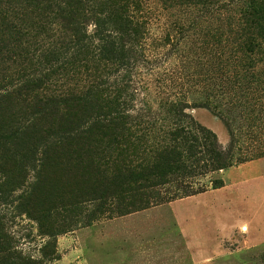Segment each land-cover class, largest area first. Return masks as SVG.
Wrapping results in <instances>:
<instances>
[{
    "label": "rangeland",
    "instance_id": "rangeland-1",
    "mask_svg": "<svg viewBox=\"0 0 264 264\" xmlns=\"http://www.w3.org/2000/svg\"><path fill=\"white\" fill-rule=\"evenodd\" d=\"M138 1L144 30L128 68L112 79L128 91L126 109L140 131L155 125L148 146L158 148L159 130L172 124L177 105L216 134L225 152L233 148L235 160L264 154V29L247 16L257 0ZM139 154L137 161L145 158ZM0 172V225L13 238L17 258L31 256L41 264H238L239 257V264H264V156L218 173L193 171L184 186L209 187L194 198L167 201L181 192L180 183L147 190L151 207L127 215H121L125 204L113 199L70 205L53 214L54 238L43 235L24 210L35 174L26 170L25 186L13 187L5 180L13 171ZM217 179L224 187L213 190ZM222 248L240 253L227 263ZM194 254L209 258L196 261Z\"/></svg>",
    "mask_w": 264,
    "mask_h": 264
},
{
    "label": "trees",
    "instance_id": "trees-1",
    "mask_svg": "<svg viewBox=\"0 0 264 264\" xmlns=\"http://www.w3.org/2000/svg\"><path fill=\"white\" fill-rule=\"evenodd\" d=\"M141 7L138 0H0V171H13L5 176L13 187L25 186L26 170L35 174L24 210L43 235L54 238L53 214L70 205L113 199L127 215L151 207L147 190L180 183L167 201L197 196L209 187H185L193 171L218 173L264 156L235 160L233 148L225 152L177 105L158 148L148 146L155 125L140 131L126 109L128 91L112 79L135 54ZM247 12L264 29V0ZM211 184L224 187L221 179ZM13 245L0 225V264H41L11 254Z\"/></svg>",
    "mask_w": 264,
    "mask_h": 264
},
{
    "label": "crops",
    "instance_id": "crops-1",
    "mask_svg": "<svg viewBox=\"0 0 264 264\" xmlns=\"http://www.w3.org/2000/svg\"><path fill=\"white\" fill-rule=\"evenodd\" d=\"M231 169V168H230ZM229 170V169H228ZM197 196H199V195H197ZM194 197H196V196H194ZM194 197H192V198H194ZM192 198H190V199H192ZM195 238H209V236L207 237V236H197V235H195L194 236ZM196 244V243H195ZM190 247L192 248V241H190ZM239 249L237 250V251H234L233 253H231V252H229V250L228 249H226V248H222V251H221V257H222V259L223 260H226L225 262H227L228 263V261L230 260V255H239ZM202 258H204V259H208L205 255H198L197 256V254H194V259L197 261V260H199V259H202ZM242 260H240V258L238 257L237 259H236V262L239 264L240 262H241Z\"/></svg>",
    "mask_w": 264,
    "mask_h": 264
}]
</instances>
